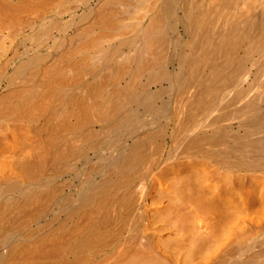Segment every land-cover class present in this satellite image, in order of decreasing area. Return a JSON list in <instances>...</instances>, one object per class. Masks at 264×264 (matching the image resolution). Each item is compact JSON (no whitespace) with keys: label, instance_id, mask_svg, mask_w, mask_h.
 Returning <instances> with one entry per match:
<instances>
[{"label":"bare ground","instance_id":"1","mask_svg":"<svg viewBox=\"0 0 264 264\" xmlns=\"http://www.w3.org/2000/svg\"><path fill=\"white\" fill-rule=\"evenodd\" d=\"M0 264H264V0H0Z\"/></svg>","mask_w":264,"mask_h":264}]
</instances>
